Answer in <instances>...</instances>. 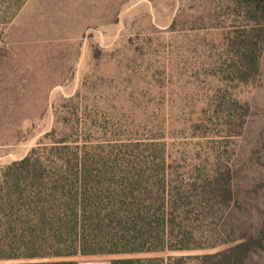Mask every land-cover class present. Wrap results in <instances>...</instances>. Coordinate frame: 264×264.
Wrapping results in <instances>:
<instances>
[{
  "label": "rangeland",
  "instance_id": "374dc122",
  "mask_svg": "<svg viewBox=\"0 0 264 264\" xmlns=\"http://www.w3.org/2000/svg\"><path fill=\"white\" fill-rule=\"evenodd\" d=\"M62 138L89 150L164 152L179 181L229 172L228 229L256 233L264 222V1L26 0L14 19L0 18V170ZM251 264H264V252Z\"/></svg>",
  "mask_w": 264,
  "mask_h": 264
},
{
  "label": "trees",
  "instance_id": "16d2710c",
  "mask_svg": "<svg viewBox=\"0 0 264 264\" xmlns=\"http://www.w3.org/2000/svg\"><path fill=\"white\" fill-rule=\"evenodd\" d=\"M25 1L8 0L0 18L14 19ZM78 143H38L0 170V264L189 251L206 253L109 264H251L264 252V222L256 233L228 229L235 204L229 172L183 173L179 181L164 152H105Z\"/></svg>",
  "mask_w": 264,
  "mask_h": 264
},
{
  "label": "built area",
  "instance_id": "2783aa9c",
  "mask_svg": "<svg viewBox=\"0 0 264 264\" xmlns=\"http://www.w3.org/2000/svg\"><path fill=\"white\" fill-rule=\"evenodd\" d=\"M82 264H103L101 262H86V263H82Z\"/></svg>",
  "mask_w": 264,
  "mask_h": 264
}]
</instances>
